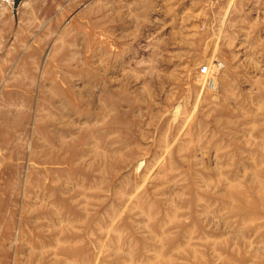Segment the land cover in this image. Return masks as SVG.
Here are the masks:
<instances>
[{
  "label": "rangeland",
  "instance_id": "374dc122",
  "mask_svg": "<svg viewBox=\"0 0 264 264\" xmlns=\"http://www.w3.org/2000/svg\"><path fill=\"white\" fill-rule=\"evenodd\" d=\"M0 0V264H264V0Z\"/></svg>",
  "mask_w": 264,
  "mask_h": 264
},
{
  "label": "water",
  "instance_id": "95a60500",
  "mask_svg": "<svg viewBox=\"0 0 264 264\" xmlns=\"http://www.w3.org/2000/svg\"><path fill=\"white\" fill-rule=\"evenodd\" d=\"M19 1H20V0H14V2H13V7H16Z\"/></svg>",
  "mask_w": 264,
  "mask_h": 264
}]
</instances>
